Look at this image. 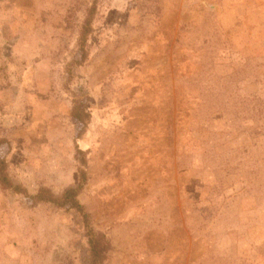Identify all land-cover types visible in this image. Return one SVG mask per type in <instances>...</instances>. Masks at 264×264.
<instances>
[{
    "label": "rangeland",
    "instance_id": "374dc122",
    "mask_svg": "<svg viewBox=\"0 0 264 264\" xmlns=\"http://www.w3.org/2000/svg\"><path fill=\"white\" fill-rule=\"evenodd\" d=\"M0 140V264H264V0H0Z\"/></svg>",
    "mask_w": 264,
    "mask_h": 264
},
{
    "label": "trees",
    "instance_id": "16d2710c",
    "mask_svg": "<svg viewBox=\"0 0 264 264\" xmlns=\"http://www.w3.org/2000/svg\"><path fill=\"white\" fill-rule=\"evenodd\" d=\"M95 5L91 7L87 13V17L82 27V33L80 41L82 45L87 41V37L91 31V20L94 14ZM73 115L76 116L80 121L86 123L88 113H83L77 106H74ZM3 141L0 140V144ZM0 185L4 189L11 188L12 190L26 194L32 200L36 202L46 201L52 202L59 207H70L76 209L82 215L85 225L89 226V217L84 211L82 204L78 199L81 185L71 186L67 188L61 197H56L51 194L50 189L40 188L35 195H28L27 190L20 184H15L8 174V163L6 159H0ZM89 236L90 244V263L89 264H103L109 250V243L106 235L102 232H96L94 229H89L87 232Z\"/></svg>",
    "mask_w": 264,
    "mask_h": 264
}]
</instances>
